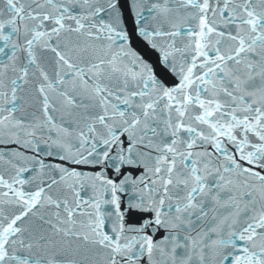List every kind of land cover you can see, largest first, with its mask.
Listing matches in <instances>:
<instances>
[{
    "label": "snow or ice",
    "instance_id": "1",
    "mask_svg": "<svg viewBox=\"0 0 264 264\" xmlns=\"http://www.w3.org/2000/svg\"><path fill=\"white\" fill-rule=\"evenodd\" d=\"M0 264H264V0H0Z\"/></svg>",
    "mask_w": 264,
    "mask_h": 264
}]
</instances>
